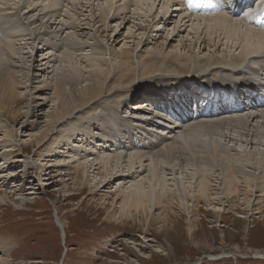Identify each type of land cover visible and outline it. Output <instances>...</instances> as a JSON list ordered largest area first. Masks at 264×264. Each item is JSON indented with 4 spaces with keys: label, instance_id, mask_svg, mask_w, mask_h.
I'll use <instances>...</instances> for the list:
<instances>
[{
    "label": "bare ground",
    "instance_id": "6f19581e",
    "mask_svg": "<svg viewBox=\"0 0 264 264\" xmlns=\"http://www.w3.org/2000/svg\"><path fill=\"white\" fill-rule=\"evenodd\" d=\"M27 1L0 3V113L10 118L7 126H0V132L7 128L5 138L11 141L17 137L12 128L18 121L22 120L23 129L37 128L35 134L24 135L27 140L25 146L19 143V151L37 149L42 161L56 156L64 147L75 154L80 152L71 163L73 166L67 167L70 173L57 176H73L74 185L81 186V190L91 187V173L99 178L95 183L98 191L116 181L120 213L126 217L141 214L149 226L161 221V231L166 236L182 222V218L174 219L170 204L164 203L165 198L172 197L187 214L186 236L194 238L201 233L196 229V210L190 211L186 204L190 201L194 207L200 203L211 205L210 196L217 194L211 193L210 182L215 171L218 178L214 180L222 199L237 200L243 184L244 199L248 202L250 195L257 193L256 201L263 204L264 212V101L257 98V106L248 111L222 116L208 110L193 120L181 118L180 124L174 116H166V122L159 113L145 107V100L157 90L192 86L191 79L211 88L217 82L228 89L238 77L247 86L256 71H262L264 28L249 25L247 18L237 19L238 13L232 8L240 6L239 0L224 7L225 13L204 12L203 16H189L188 13L196 12L193 0L190 4L185 0H96V5L93 0H44L40 5L35 0ZM128 6L132 17L127 14ZM110 22L116 23V31L126 28V33L105 35ZM161 22L172 26L165 29L163 37L149 36V27L158 29L156 25ZM24 27L28 31L25 36L29 37L25 38L32 40L33 45L17 55L19 50L16 53L13 39H17L16 30ZM84 42L96 46V50L88 55L75 53V47L80 50V43ZM223 46L226 49H221ZM38 48L37 63L33 53H38ZM54 49L61 50L56 58L50 52ZM214 68L221 72L219 76ZM145 82V90L135 93L137 86ZM124 93H129V101L121 99ZM136 98L143 102L133 108L130 101ZM21 101L27 103L25 111L18 107ZM148 103L152 105L151 99L147 106ZM65 122L75 126L77 132L62 128ZM169 127L171 130L167 131ZM52 133L59 134L52 141L55 147L42 149ZM233 141L250 144L254 149L236 150L230 145ZM165 171L172 177V191L166 189L164 181L158 184ZM180 171L189 172L194 181L189 189L176 176ZM144 172L145 177L123 187L134 175ZM54 176L46 180L47 186L57 182ZM257 255L264 259V253Z\"/></svg>",
    "mask_w": 264,
    "mask_h": 264
},
{
    "label": "rangeland",
    "instance_id": "374dc122",
    "mask_svg": "<svg viewBox=\"0 0 264 264\" xmlns=\"http://www.w3.org/2000/svg\"><path fill=\"white\" fill-rule=\"evenodd\" d=\"M25 1L28 2L21 0V2ZM43 1L35 0L34 3L40 5ZM14 2L17 3L18 0H12L10 4ZM93 3L96 5L97 1L93 0ZM1 6L3 5L0 4ZM126 11L132 17L130 6ZM115 24L113 22L107 24L105 35L126 33V28L122 31L119 28L116 31ZM163 24L161 22L160 25H156L158 29L150 26L149 36L159 37L160 34L163 37V33L172 26L170 22ZM25 29L24 27L16 30L19 42L13 39L15 49L17 47L16 53L19 50L17 55L21 52L25 53L26 47L30 48L33 45L32 40L27 39L28 35L25 36L28 33ZM153 31L156 32L152 33ZM125 36L127 37V34ZM101 37H104V34ZM80 44L83 46L80 50L75 47V53L79 55L80 53L88 55L96 50L94 45H86L85 42ZM117 45L115 44V49ZM221 49L226 47L223 46ZM50 52L55 58L61 54V50L56 49ZM39 54L38 48V53H33L37 63ZM212 70L216 75L221 73L217 68ZM216 75L213 74L214 78ZM195 80L196 78L191 79V82ZM147 83L138 85L135 93H142ZM32 87H36V84H32ZM128 94L124 93L121 99H126ZM137 102L135 100L131 104ZM26 104V101H21L18 107L25 111ZM0 115V126H7L10 121L9 116L2 113ZM21 121L13 124L12 129L17 133L16 139L9 141L5 138L7 128H1L3 130L0 132V264H264V259H260L257 255L264 253V212L261 208L263 204L257 203L255 192L250 195V200L247 202L242 196L245 190L243 184H240V195L237 200L227 202L226 199L221 198V189L214 180L218 178L216 176L218 172L211 173L210 182L213 189L211 193H217L210 196L211 205L200 203L194 207L190 201L186 204L190 211L196 210L195 218L198 220L196 229L201 230V233L194 238L185 234L187 229V222L184 220L187 217L185 210L177 205L173 197L169 198L170 202L165 198L164 203L170 204L168 206L174 211V219L182 218L180 220L182 222L176 225L175 232L166 236L161 231L163 226L161 221L149 226L145 224V217L141 214L136 213L133 217H126L120 213V200L115 197L118 191L116 181L98 191L95 189V183L99 178L91 173L88 178L91 187L81 190V186H75L73 176L66 177L70 173L67 167L73 166L71 163L79 158L80 152L75 154L74 150L68 151L64 147V150L57 151L56 156L42 161L38 158L40 151L37 149H24L23 153L19 151V143L25 146L27 140L24 135L37 132L34 126L23 129L20 125ZM63 127L72 128L77 132V128L67 122L62 124ZM58 133H52L42 149L48 146L54 148L55 144H52V141L59 138ZM243 139L248 140V138ZM231 144L234 149L240 151L254 149V146L244 145L241 142L233 141L230 142ZM72 145L76 146L75 143ZM56 163L63 165L49 167ZM1 167L4 168L1 170ZM26 173L35 174L36 182L25 180ZM59 173L67 175L57 176ZM163 173L165 174L158 178L161 179L158 184L164 181L166 189L172 191L174 189L172 177L167 171ZM146 174L147 172L134 175L132 180L126 181L127 184L123 183V187L127 188L131 182L139 181ZM177 174L186 188L192 187L194 181L189 176V172L180 171ZM52 175L56 176L54 181L57 182L47 186L45 182ZM147 186L149 187L146 183L145 187L148 189ZM155 213L158 212L152 211V214Z\"/></svg>",
    "mask_w": 264,
    "mask_h": 264
}]
</instances>
